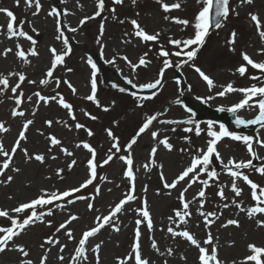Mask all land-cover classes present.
Masks as SVG:
<instances>
[{
  "label": "rangeland",
  "instance_id": "rangeland-1",
  "mask_svg": "<svg viewBox=\"0 0 264 264\" xmlns=\"http://www.w3.org/2000/svg\"><path fill=\"white\" fill-rule=\"evenodd\" d=\"M163 2L172 4L177 2V0H163ZM11 3H16V0H0V8ZM104 4V11L98 17H94L95 12L98 10V0H41L42 9L36 16H33V12L36 11L34 7L27 10L26 13L22 11L18 13L27 26H30L32 22V26H36L38 31L43 32L41 35L33 32V37L37 40L35 48L38 55H29L28 59L30 63L24 64L19 58L15 57L14 52L9 53L7 57L2 55V59L0 57V73L6 75L8 72H23L26 75V80L21 84L18 93L19 91H23V98H26L24 100L25 104L28 102L27 106H29L24 121L28 119L34 121L29 126L27 139L21 141V148L17 149L13 158V164L11 165V167H19L21 172L19 174L12 172L10 167V169L6 170L4 176H0V180H5L7 175L14 177L10 183L0 184V210H8L11 216L16 217L17 214L12 213L11 209L17 207L20 203L29 202L31 199L36 198L42 189L52 192L79 187L89 177L87 160L91 158V154L82 146L76 147L78 143L82 141L91 142L99 151L96 161L102 160L109 153L108 150L112 148L113 143L116 142L106 133L104 147L99 146L101 142L100 136L103 135V131L106 128L112 130L113 134L118 138L121 149H124V145L130 138L128 141L126 139L134 135V130L137 126L142 125L146 116L158 114V118L153 122L151 130L143 133L132 149L133 171L135 174V191L133 194L137 196V199L126 204L124 211L118 214L116 223L119 225L120 231L116 232L110 225H106L95 237L90 238L88 244L89 250L96 243L103 241L100 251V264H118L117 258L124 259L127 257L132 252L131 246L135 239V220L139 218L135 209L142 207L143 201L146 198L150 214L153 218L154 229L149 232L146 224H141V252L144 258L150 260L151 264H164L165 260L167 264H199L198 249L184 238L172 237L167 232L169 226H172L177 231L187 228L201 241V246H204L203 241L207 238V234L210 231L214 237L213 243L217 245L218 259L223 261L224 264H233L234 261L238 264L239 261L251 254L247 247L248 244L255 243L257 246H264V228H258L255 223V219H264V216L249 219L246 211L241 212L232 204V200L236 199L237 203L241 204V207L247 209L248 207L255 206L256 202L251 197L250 186L246 185L242 179L237 181L238 186L242 189V194L240 197H235L231 191V177L223 170L222 162L226 163L229 159L246 162L248 159L254 160L255 158L247 152L246 146L240 141H233L228 137L219 141L217 150L220 153V159H216L215 155H213V163L211 165L219 173V177L216 181H210L211 186L205 189L206 202L203 208L205 212H217L219 219L213 218L215 219V223L210 228H205L203 217L196 212V208L198 207L197 200V202L190 205V211L193 215L188 218V225L180 224L177 227L176 224H170L168 217L170 215L174 216V209L182 207L178 197L180 192L187 187V178L185 181L180 182L175 189L169 190L163 187L160 172L162 171L165 180L171 183L180 172L189 166L192 157L198 154V149L206 151L207 141L210 139L206 131V122L208 120H215L213 119V113L205 110V113L198 119L201 121V128L205 129L199 136L194 131L188 133L183 131L184 127H190V125H166L160 124L159 121L181 120L184 117L181 106L175 103L177 99L183 101L182 94H186L195 103L203 102L208 104V108H220L223 106L227 109L243 99V94L235 92L226 94L224 97H218L216 93L223 90L222 86H226L231 82L234 87L239 88L249 87L253 83L259 85L264 82V79L254 81L250 78L252 76L262 77L264 74L258 75L256 69L247 66L241 56V53H247L254 62L264 61V54H261L260 51L264 48V41L260 39L255 22H252L249 16V13L258 14L261 21V30H264V0H254L252 5L241 4L240 0H233L230 7L234 11L223 21V26L219 29L214 26L211 28L207 37V44L199 52L200 55L196 62L197 65H200L201 70L213 79L214 87L211 90L203 79L192 72L185 75L187 82H189V84L187 83L189 89L186 87L183 90L174 88L169 79L166 78L169 71L164 77L165 80L162 82V86H159L157 89H142L146 90V93H144L145 97L152 98H132L127 94V89L125 92L119 91L121 85L112 74L108 75L110 77L113 76L108 80H103L98 75L100 85L99 89H97V99L99 100V106H97L93 101L86 99L88 70L85 62L89 60L90 56L85 53L86 50L91 53L92 50L96 51L103 45L104 53H102V56L111 72L114 74L117 71L118 74H116L122 82L129 84L127 81L132 80L133 84L139 88V85L154 82L156 79V72L160 65L158 57L155 56L157 46H168L169 38L183 40L194 35L195 30L191 26V23L185 27L175 23L171 17L189 19L191 22L194 21V17L202 7L201 4L197 3V0H182L181 9L170 10L169 12H165L161 4L157 3V0H137L135 5L132 4L131 0H123L118 5L111 2V0H104ZM58 6L62 12V23L59 24V30L76 29V31L70 32L69 38L73 42L76 41L77 44L74 45L73 50L65 58V64L58 66L57 73L61 79L59 87L54 82L40 85L39 81L45 78V72L43 71L46 65L53 60L50 49L54 47L58 53L66 50L61 40H57V35L53 33V22L55 20L57 25L58 17L49 15L51 9L56 8L57 10ZM111 8H114L115 12ZM165 15H168L170 19L165 20ZM86 17L94 18L85 19ZM131 19H136L145 31L150 34L160 32L158 44L157 42L154 44H142L141 39L135 37L132 33L133 26L130 23ZM81 20L85 22L81 24ZM5 21L6 19L0 13V26H3L0 28V37L4 41H0V50L2 51L5 48L13 49L14 45L5 36L7 35L4 25ZM120 21L124 22L121 23ZM102 23L104 31L103 35H101L102 38L97 43L95 42L94 35H98V31L101 32ZM233 31L237 33L236 42L234 45H229L228 41ZM126 33L128 35H125ZM67 46L72 47L70 44ZM31 47L32 45H28L25 50L28 52V49ZM231 49H234V51ZM146 52L151 57V63L146 66H139L135 70L123 59L126 56L133 64H138L139 58ZM110 60H114V62L108 64L107 62ZM241 65L248 67V71L243 77L236 72V69ZM79 67H82L85 73L76 74ZM68 68L72 69L70 73H66V69ZM81 74L83 75L80 76ZM28 80L36 81V83L29 84ZM65 80L69 81L76 88L77 91L75 93L63 82ZM17 82L18 77H11L9 80L10 87L14 86ZM113 84H116L118 87L113 88ZM37 91L45 96H53L57 92L60 93L66 101L74 102L76 107H73L75 114L80 115V108L84 106V109L88 113L97 115L98 120L92 123H85L87 127L93 128L96 131L97 135L94 136L97 139L95 137L91 139V137L85 135L83 129L77 130L75 124H83V121L80 122L78 116L76 120H72L68 110L59 108V106L57 107L53 104V101H50L48 104H44L41 101L37 106V97L34 95ZM153 92L156 93L155 96H152ZM5 95L7 94H0V121L5 122V125H9L7 120H10L8 111L11 107V102H5ZM139 95L142 96L141 94ZM28 96L33 97L31 103L27 100ZM198 96L201 98L213 96L215 98L204 102L203 99L197 100L196 97ZM167 104L169 105L168 112L160 115L158 109ZM105 107L108 108L107 111L104 110ZM257 108L258 106L241 109L235 113L234 118L240 116L243 119H247L252 115V111L250 112L249 109L257 112ZM34 109L35 115H33ZM49 120L53 121L51 126H48L46 123ZM220 123L225 124L230 131L245 135L239 129L233 127L234 121L232 123L217 122L215 130L219 131ZM172 128H176L177 130L172 132ZM17 130L18 126L10 128L4 136L0 133V142L3 143L5 149L9 152L12 148H10L11 142ZM157 130L160 131L158 139H163L167 136L174 145L172 151L166 150L162 145L158 146L154 159L156 165H163L162 169L158 166H153L150 158L151 148L157 146V141L152 138L151 131ZM50 135H55L62 141V144L52 147L48 139ZM185 136L189 139L185 140ZM257 137L261 141H264V128H259L254 134V150L261 157V159H255L256 163H253L255 167L264 165V146L256 142ZM50 147H52L51 152L48 151ZM61 147L67 148L73 153V156L69 157L64 154L61 151ZM21 149H27L30 155L45 154V163L41 164L34 159L30 162L26 161ZM181 149L185 151H181ZM113 152H115V149H113ZM121 155H127V153L119 154V156ZM52 156L57 158L52 159ZM119 156L115 157L112 162L100 170L99 176L93 185H89L86 189H82L80 193L74 194V196L84 195L90 197V199L74 201L70 205L67 204V199H74L73 196L63 201H57L56 203L61 205L59 208L48 206L52 207L53 214L45 216V222H37L34 225L28 226L18 237L14 238V241L9 243L8 249L0 253V264H19L21 259L28 258L33 260V264H40V259L46 251L48 252L46 264H69L71 253H73L79 238H81V233L95 226V217L107 215L111 211V208L120 199H123L130 189L129 179L123 174L127 165L119 159ZM3 159L4 157L0 156V162ZM72 160H76L77 163L69 170L67 166ZM145 165H148V169L145 168ZM57 169H63L61 173L62 179L56 175ZM244 171L253 182L264 186V176L254 170ZM101 177H106V179H101ZM200 178L208 179L206 174H201ZM96 185L100 186V195L91 199L95 195ZM145 186H147V192L143 190ZM219 186H224L226 200H221L216 194ZM201 187L202 185L198 182L193 184L185 193V199L191 200L196 196ZM158 190L159 195L157 194ZM169 192L170 195L168 194ZM89 203L93 204L92 210L88 209ZM224 203L229 204L227 209L223 207ZM46 210V208L38 209V211ZM28 214L30 212L20 214L19 218L22 219ZM69 215H77L79 217L68 226L73 231L74 240L67 239L65 230H61L59 233L55 231L60 223L68 219ZM174 219L178 221V218L174 217ZM228 219H237L239 227L234 225L222 227ZM47 221H51V225ZM8 226H11L10 220L0 217V227ZM50 236L58 238L61 244L66 245L62 253L59 251V245H48L45 243L46 238ZM152 239H155L160 252L165 253V255L161 256L151 248ZM14 244L23 245L25 250L29 252V257H23L22 253L15 249ZM41 244H44V248H41ZM208 247L210 248V246ZM237 247L239 249H236ZM168 248L173 249L171 256L167 255ZM146 251L151 252L152 256H147ZM61 255L64 256L63 261L59 260V256ZM94 257L95 254L89 251V264H95ZM129 264H134V261H129Z\"/></svg>",
  "mask_w": 264,
  "mask_h": 264
},
{
  "label": "snow or ice",
  "instance_id": "snow-or-ice-1",
  "mask_svg": "<svg viewBox=\"0 0 264 264\" xmlns=\"http://www.w3.org/2000/svg\"><path fill=\"white\" fill-rule=\"evenodd\" d=\"M114 4H121L123 0H112ZM132 4L135 5L137 0H131ZM16 3L19 4L20 0H16ZM24 3L29 7L35 6L36 11L33 12V15H36L41 10V0H24ZM157 3L161 4L162 9L165 12H169L170 10H179L182 7V0H177V2L168 4L164 3L163 0H157ZM198 4H201L202 7L199 10L198 14L194 17V21H189V19H180L177 17H171V19L178 24H181L185 27L191 26L194 28V35L190 38L186 39H172L169 38L168 43L175 46L177 51L172 53L176 57H186V59H181L179 62L175 64L176 68H180L183 64H188L189 62L194 61L197 58L198 52L206 43V38L210 33L211 23H210V15L213 13L214 10V17H215V24L214 27L219 29L223 26V21L227 19L230 14V11H234V9L230 8V0H197ZM241 4L252 5L254 0H240ZM105 4L104 0H98V10L95 12L94 17H98L104 11ZM115 12V9H112ZM0 12L6 14L9 18L7 25H6V34L9 39L13 37H24L28 41L31 42L32 47L28 49L26 53L24 50L21 49V45L19 43L16 44V51L15 55L24 63H30L28 56H37L38 52L35 48L36 40L33 39L32 35H29L28 32L24 31L22 27L15 26L16 24V16L14 13L6 8H0ZM49 15L59 16L56 8H52L49 12ZM250 19L252 22H255L259 37L262 41H264V30H261V21L256 13H249ZM94 17H86L85 19H91ZM165 20H169L170 17L165 15ZM85 21L81 20V24ZM123 23L124 21H120ZM21 25L23 21L20 22ZM59 19H57V25L59 30ZM130 23L133 26L134 32L133 35L137 38H140L142 42H158L160 37V32H156L155 34H149L145 29L137 22L136 19H131ZM3 26H0L2 28ZM33 32L36 31L35 28L32 29ZM72 31H76V29H72ZM104 25L101 24V35H103ZM125 35H128L127 33ZM237 33L233 31L231 33L230 39L228 41L229 45H234L236 42ZM57 40H63V44L66 46V50L63 52L58 53L57 49L54 47L50 49L53 60L51 62V67L48 68L46 72V76L44 79L39 81L40 85H47L50 82V78L53 77L54 71L57 69L58 66H63L65 64V58L70 54L71 49L67 47L68 39L63 37V32H60L59 35L56 36ZM99 43V39L97 40ZM103 48V45H101ZM186 50V51H185ZM234 51V49H231ZM261 54H264V48L261 50ZM12 48H5L3 50L2 55L7 57L9 53H12ZM148 53H144L143 56L139 58L138 64H133L128 57H123L129 65L132 67L133 70L137 69L139 66H146L147 64L151 63L146 59ZM158 55L160 57H164L163 60V67L160 69V76L162 77L164 70L170 67H173L172 62L168 59L170 53L166 51L163 47H161ZM243 61L246 62L247 66H250L252 69L260 70L262 74H264V61L261 62H254L252 58L247 53H241ZM109 63H113L114 60L108 61ZM88 63L91 65L92 68V79H91V94L86 97L87 100L93 101L94 103L99 106V100L97 99V80H96V69L97 65L89 58ZM245 65H241L236 69V72L243 77L246 72L248 71V67ZM195 71L202 77V79L207 83L208 88L211 90L214 87V81L208 75H206L200 67H197L195 64H192ZM68 72H71L72 69L68 68ZM18 77V82L15 86H11L9 84V80L11 77ZM252 80H261L264 79V76L257 77L252 76L250 77ZM26 80V75L23 72H8L6 75L4 73H0V94L5 93L9 90L14 94L11 99H14L15 107L11 111V115L13 117H24L25 113L20 109L22 104V97L24 96L23 91H19L18 89L21 88V84ZM56 85L59 87L61 81L56 79ZM73 93L77 90L76 88L67 80L63 81ZM129 84H132L133 88L137 87V85L133 84L132 80L127 81ZM29 84H35L36 81L28 80ZM179 83V81H177ZM159 86H162L161 78L155 79L154 82L141 84L139 88L141 89H157ZM113 88L118 87L116 84L112 85ZM223 90L216 93L218 97H224L226 94L239 92L243 94V99H241L238 103L233 104L231 107L225 109V107L221 106L218 110L219 111H228L230 113H237L239 110L244 109L246 107L253 108L258 106V114L253 119H243L240 116H236L234 123L237 127L239 126H249V125H259L260 128H264V83L257 84L253 83L249 87H234L233 83H228L226 86H222ZM120 92H125L126 89L123 87H119ZM133 96H136L137 93H131ZM35 97H37V106L43 101L45 104H48L50 101H57L60 106L64 109H67L69 115L71 116L72 120H75L76 117L73 114V105L67 102L60 93H56L53 96H45L41 95L39 91L34 93ZM156 93L153 92L152 96H155ZM32 96H28L27 100L31 101ZM152 97H144V99H150ZM215 97L209 96L206 98L196 97L197 100H202L207 102L208 100H212ZM251 101V102H250ZM114 103V102H113ZM176 104L182 105V101L177 99L175 101ZM105 111L108 108H104ZM185 110L189 113V116L185 120H160V124L166 125H190V127H184L183 131L188 132H195L197 136H199L205 129L201 128V121L196 120L195 116L196 113L191 109L185 106ZM33 115H35V109L33 110ZM85 115L90 116L92 120H96L97 117L94 115H90L89 113L85 112ZM158 118V114L148 115L146 116L145 120L143 121L142 125L138 128V131L135 135L131 138L124 145V151L127 155L119 156V159L123 161L127 167L124 171V176L129 179L130 182V189L124 195L123 199H120L118 203L111 209L108 215L104 216H97L95 217V226L90 227L88 230L82 233L81 238H79L78 243L74 249V254L71 256L69 264H89V251L95 254V264H100V251L103 241L96 243L94 247L89 250L88 244L90 238L95 237L106 225H110L114 231L119 232L120 228L119 225L116 223L118 218V214L124 211L125 205L129 202L135 201L137 196L134 195L135 191V174L133 171V155L132 149L133 146L137 143L138 138L141 134L145 133L146 131H150L153 125V122L156 121ZM34 121L32 119H28L23 123L22 130L19 132V137L15 141V144L12 146L10 152L5 149L2 142H0V156L4 157L3 161L0 162V176H4L6 170L10 169L11 165L13 164V158L17 152L18 148H21V141L27 139L26 131L28 130L29 126L32 125ZM48 126H51L53 121L49 120L46 121ZM216 121L208 120L206 122L207 128V135L210 139L207 141L206 151L203 149H198L197 155H194L191 159V163L187 166L180 174L172 180L171 183H168L165 178L164 174L160 172V179L163 181V187L165 189H175L177 185L185 181L187 178V187H185L179 194V201L182 205L180 209H174V216H169L168 220L170 224H176L179 227L180 224L188 225L189 219L193 213L190 211V205L197 202L198 200V207L196 208V212L203 217L205 228H210L211 225L215 223V219H219L217 212L215 211H203L205 205V198H206V191L205 189L210 187V181H216L219 177V173L216 171L215 168L211 167L213 161L212 157L215 155L216 159H220V153L217 150V144L223 138L228 137L233 141H240L242 142L246 148L247 152L255 159H261V157L257 154L254 150L253 140L254 137L250 135H243L233 131H230L225 124H219V131L215 130L216 128ZM194 126V127H191ZM75 128L77 130L85 128V125L81 123H76ZM177 129L172 128L171 131L175 132ZM9 131V128L5 126V122L0 121V132L6 133ZM107 135L113 140L116 141L113 143L112 148H110L109 154L107 155L106 159L102 161V164L99 166L107 165L110 161L113 160V156L116 153L121 151V146L118 142V138L113 134L111 129H107ZM88 136H92L93 132L91 130H87ZM151 136L154 140L157 141V146H153L150 152V158L153 166H158L162 169L163 165H156L155 156L158 151V146H163L168 151H172L174 145L170 142V138L165 136L163 139H158L160 136V131H151ZM50 141V145L52 147L60 146L62 141L58 139L55 135H50L48 137ZM185 140L189 138L187 136L184 137ZM256 142L260 143L261 146H264V141H261L258 137L256 138ZM83 147L87 149L90 154L91 158L87 160V166L89 168V177L83 183L79 185V187H73L65 191H52L49 192L46 189H42L40 194L31 199L29 202L20 203L17 207L11 209L12 213L17 214L16 217H13L9 214L8 210H0V217L7 218L11 222V226L8 227H0V253L5 252L8 249L9 243L14 241V238L18 237L28 226L34 225L37 222H45V216H51L53 214L52 207H61L60 204H57V201H63L66 198L73 197L74 194L80 193L82 189H86L89 185H93L94 181L97 178V162L96 156L97 152L96 149L88 142L82 141L78 143L76 147ZM52 147L48 149L49 152L52 151ZM115 149V152H113ZM23 152L26 161L30 162L33 159L41 164L45 163L46 156L45 154L38 153L34 155H30L27 149H21ZM61 151L66 154L67 156H73V153L69 151L67 148L61 147ZM181 151H185L181 149ZM52 159H56L57 157L52 156ZM76 160H72L70 164H68V169L71 168L76 164ZM145 168L148 169V165H145ZM222 168L225 170L229 176L231 177V191L234 193L235 197H240L242 194L241 187L238 186L237 181L243 180L246 185L250 186L251 189V197L256 202L255 206L248 207L247 209L241 207L240 203H237L236 199L232 200V204H234L241 212L246 211L247 217L249 219H253L257 216H264V186L259 185L256 182H253L252 179L249 178V175L246 174L244 170H254L255 172L259 173L260 175L264 176V165L255 167L253 165V160L248 159L245 161H235L233 159H229L226 163L222 162ZM11 171L19 174L21 169L19 167H11ZM63 169H57L56 175L60 176ZM201 174H206L208 179H201ZM14 177L12 175H7L5 180H0V184H8L12 182ZM101 179H106V177H101ZM200 183L202 185L201 189L198 191L196 196H194L191 200L185 199V193L188 191L189 188L192 187L195 183ZM144 192H147V186L144 187ZM111 191V189H109ZM159 195V190L157 191ZM170 195V192L168 193ZM221 200H226L227 197L225 195L224 186H219V190L216 193ZM100 195V186L96 185L95 187V195L91 197L94 199L95 196ZM11 198V197H9ZM90 199V197L84 195H75L74 199H67V204H72L74 201L78 200H86ZM223 207L227 209L229 207L228 203H224ZM47 209L46 211H38V209ZM88 209H93V204H88ZM136 213L138 214L139 218L135 220L136 228L134 230V243L132 244V252L128 254L127 257L124 259L117 258L118 264H129V261H134V264H151L148 258H144L141 252V224L145 223L146 228L149 232L154 229V222L153 218L150 214V210L148 208V202L145 198L143 201V206L135 209ZM25 212H30V214L26 215L24 218L20 219V214ZM175 218H178V221ZM79 217L77 215H69L68 219L65 220L63 223H60L59 226L55 229L56 233H59L61 230H65V235L68 240H74L75 237L73 236V231L68 226L73 222L76 221ZM215 218V219H213ZM49 225H51V221H47ZM256 226L258 228H264V219H255ZM229 225H234L239 227V221L237 219H228L222 227H228ZM167 232L171 234L172 237H180L186 239L192 246H195L198 249V262L199 264H224L223 261L218 259V249L217 245L213 243L214 237L212 233L209 231L207 234V238L203 241V245L201 246V241H199L193 233H191L187 228L181 231H177L172 226L167 228ZM45 243L48 245H59V251L62 253L66 247V245L61 244L58 238H54L52 236L46 238ZM16 250L22 253V256L27 258L29 257V252L25 250L23 245H13ZM210 246V248L208 247ZM248 250L251 252L250 255L246 256L243 260L239 261L238 264H264V246H257L255 243L248 244ZM41 248H44V244H41ZM151 248L158 252L161 256L165 255V253L160 252L157 242L155 239L151 241ZM134 254V255H133ZM173 254V249H167V255L171 256ZM184 258V257H182ZM48 259V252L46 251L44 256L40 259V264H46ZM59 260L63 261L64 256H59ZM19 264H33V260L28 259H21ZM164 264H167V261H164ZM233 264H237V262H233Z\"/></svg>",
  "mask_w": 264,
  "mask_h": 264
},
{
  "label": "bare ground",
  "instance_id": "bare-ground-1",
  "mask_svg": "<svg viewBox=\"0 0 264 264\" xmlns=\"http://www.w3.org/2000/svg\"><path fill=\"white\" fill-rule=\"evenodd\" d=\"M113 75V73L111 72V70H109V69H102V76L104 77V78H107V77H109L108 75ZM114 77H116L117 78V80H118V82H119V84L121 85V86H126L127 84L125 83V82H122V80H120L119 79V76L117 75V74H115V72H114ZM236 249H239V247H237ZM241 249H242V247H241ZM74 254V251H73V253H71V256ZM146 254H147V256H152V253L151 252H149V251H146Z\"/></svg>",
  "mask_w": 264,
  "mask_h": 264
}]
</instances>
